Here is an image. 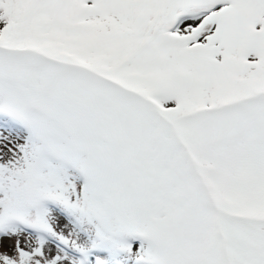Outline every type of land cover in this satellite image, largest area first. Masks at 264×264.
<instances>
[{"label":"snow or ice","instance_id":"6c2138e0","mask_svg":"<svg viewBox=\"0 0 264 264\" xmlns=\"http://www.w3.org/2000/svg\"><path fill=\"white\" fill-rule=\"evenodd\" d=\"M0 264H264V0H0Z\"/></svg>","mask_w":264,"mask_h":264}]
</instances>
